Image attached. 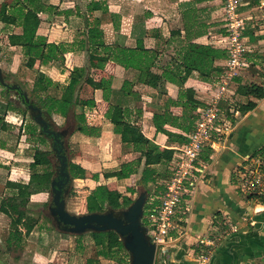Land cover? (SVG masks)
Returning a JSON list of instances; mask_svg holds the SVG:
<instances>
[{"label":"crops","instance_id":"1","mask_svg":"<svg viewBox=\"0 0 264 264\" xmlns=\"http://www.w3.org/2000/svg\"><path fill=\"white\" fill-rule=\"evenodd\" d=\"M243 1L241 11L247 19L246 34L250 47V51L246 54L248 66L244 73L258 76L262 84L264 83V0ZM3 3L14 6V0H0V6ZM45 3L49 8L40 13L41 23L36 41L64 43L69 49L65 54L66 61L63 67L40 65V71L51 78L43 85L51 87L54 83L67 85L71 78L76 76L74 75L76 68H90V72L88 71L83 79L85 81L82 80L74 111L76 115L80 114L78 112L85 113L87 123L101 128V134L89 136L74 128L70 136L71 142L81 140L92 143V148L85 146L88 147L89 152L94 151V159L98 158L108 171L140 157V152L134 151L132 145L121 141V136L114 132L113 123L106 117L110 104L119 99L115 96V91L121 89L125 80H130L134 85L132 90L135 94L134 98L129 96L127 100H129L133 124L138 125L143 134L155 143V153H161L165 149H171L175 153L176 149L187 141L189 132L175 124H165L163 130L158 131L154 123V115L167 111L181 122L184 113L187 116L197 115L198 110L216 94L214 87L216 85L217 89L219 87V76L210 75L216 80L205 81L198 70L179 69V67L185 48L192 43L211 46L216 50L224 49L221 42L225 34L222 0H45ZM94 26L95 28H92ZM5 29L9 30L7 36L4 34ZM91 29L98 32H92ZM22 31V25L0 21L1 59L12 57L9 50H17L18 46L11 45L9 37L11 34H21ZM89 35L102 38L107 45L149 50L151 52L149 74L157 84L140 81L139 69H126L112 60H91L90 44L86 43ZM98 52L101 53L103 50L99 48ZM20 56L21 54L17 52L14 59ZM197 61L203 64L205 59L199 56ZM37 62L40 64L39 61ZM211 63H213L212 67L224 68L226 62L223 58H215ZM88 77L100 86L88 83L86 81ZM243 81L241 73L234 82V88L228 91L239 99L242 97L247 101V97L237 93V87ZM51 92L56 93L53 89L49 90V94ZM223 99L226 101L220 103L222 132L215 133L211 142L204 148L201 161L205 164V172L199 177L193 194L188 196L179 208L176 216L177 231L173 233V239L167 243L166 250L158 251L155 264H200L198 257L202 247L197 244L201 238L208 237L213 228L218 226L216 221L224 227L237 223L239 231L218 246L212 264H260V261L264 260V204L259 202V198H248L241 192L239 178L243 167L257 161L264 152L262 150L264 149V98L255 99L257 106L246 113L240 112L241 104L238 107H231L229 103L227 105L228 98ZM124 148L127 150L123 151ZM14 149L10 150L14 151ZM104 156L110 160L104 161ZM32 160H25L28 166H24L26 163H16L12 167L20 171L21 178L23 173L25 176L24 169L32 176L29 168ZM74 162L86 167L81 160ZM168 165L164 167L158 164L153 167L157 172L167 168L169 173ZM144 166L143 161L140 171ZM10 168L3 166L0 172L8 171ZM105 169L104 172L107 171ZM88 172L86 170V175ZM114 178L100 177L98 181L90 179L91 183L88 186L94 189L97 184H110ZM9 179L2 183L7 184ZM85 179L90 182L88 178L74 181L84 182ZM125 179L117 180L121 185ZM161 179L162 182L166 180ZM29 183L19 187L6 186L0 192V201L7 192L12 189H26ZM37 194L31 196L32 205L35 204L34 198ZM10 225L11 218L0 211V264H10L11 253L14 254L13 258L17 257L16 250L11 245L13 238L10 240V236L13 235L9 231ZM40 234H45L44 230ZM57 240L59 241L52 235L51 238L46 237L42 243L40 236L41 245L55 244L49 247L50 250L41 247L40 252L37 253L39 256L37 264H56L57 260L53 254L60 251L57 248ZM61 240L62 244L67 242L65 237ZM83 248L84 245L78 243L75 251L71 249L69 256L67 253L66 264H84L81 261L82 258H86ZM59 253L61 256L62 253ZM63 254L66 255L65 252ZM87 260L85 259V264ZM106 260L100 258V264H106Z\"/></svg>","mask_w":264,"mask_h":264},{"label":"trees","instance_id":"2","mask_svg":"<svg viewBox=\"0 0 264 264\" xmlns=\"http://www.w3.org/2000/svg\"><path fill=\"white\" fill-rule=\"evenodd\" d=\"M47 8L49 7L45 3V0H17L14 6H9L7 3H3L0 6V21L3 23L16 24L19 19L18 15L22 16L21 25L23 31L21 34L10 35V42L12 45H21L25 48L28 58L26 65L31 69L35 66L37 61L40 62V65L44 66L56 65L58 67H63L65 65V54L68 52L69 46L64 43L56 44L47 41H36L38 28L41 23L40 13ZM92 28H95V26ZM87 42L90 44L89 50H91V53L89 56L91 60H112L124 66L126 69H139L141 71V75L139 76L140 81L146 82L147 84H157L150 78L151 74H149L151 72V66L149 65L151 59L149 55L151 52L149 50L107 45L102 38L90 35L86 40V43ZM91 47H94V49H91ZM99 48H101L103 52H98ZM199 56L204 57L205 62L203 64L197 61ZM215 58H227V51L225 49L216 50L211 46L192 43L185 48L179 69L190 68L198 70L203 80L210 82L215 81L216 79H212L210 75L219 76L224 70L223 67H212L213 63H211V60L213 61ZM80 70L79 68L74 70V73H76L74 75L76 76H73L67 85L54 83L52 87L43 85L47 79L44 72L39 71L37 73L36 83L39 82L42 84V90L44 89L42 92H45V94L53 100L51 107L47 111L44 110L50 116H52L51 110L65 117L71 114L76 115L74 108L77 105V98L83 80L81 79L83 75L80 74ZM86 81L92 85L100 86L99 83L93 82L90 78H86ZM133 88L134 85L130 80L124 81L121 89L115 91V96L119 99L110 104L106 112V117L113 123L114 132L121 136V141L125 144L132 145L134 151L140 152L141 155L133 161L123 163L115 170L105 171L104 175L106 178L115 177L121 180L133 174H137L140 172L143 161L145 167H152L158 164H162L164 167H167L169 164L168 167H170V162L174 155L171 149H165L161 153H155V143L143 134L142 129L138 125L133 124L131 120V110L129 109V100H127L129 96L134 98L135 93L132 90ZM50 89L59 93L50 96ZM6 90L10 91L8 87H6ZM237 93L247 97V101L241 103L239 107L240 112L246 113L257 106V101L255 99L259 100L264 98V83H240L237 87ZM18 110L19 108L11 98L7 97L6 100L0 99V126L3 125L5 117L9 112L18 113ZM76 117L77 123L75 124V130L89 136H99L101 134V128L91 126L87 123L85 113H80L78 116H75V118ZM197 118L198 114L195 116H187V114L184 113L182 121L179 122L178 118H173L165 111L164 113H155L154 123L158 131H162L165 124H175L184 131L190 133L195 127ZM30 133L31 135H36V130L31 129ZM39 134L42 137V141L46 140L41 133ZM6 146L7 143L0 140V148H8ZM51 153L52 150L48 151L41 147L36 150L33 154V160L29 165L32 176H45L54 173L53 164L49 158ZM263 155L264 153L260 154V156ZM69 170L73 180L72 183L75 179H83L86 177V169L79 163L70 160ZM171 174L172 172L170 169L168 173L166 168L164 171L157 172V177L161 176V178L168 180ZM94 177L97 179L98 175H94ZM165 184L164 182L161 185V189H157L160 196L165 190ZM39 187V182H30L26 189H12L1 199L0 211L11 218L9 231L13 236H10V240H12L15 235L22 233V228L25 229L28 236L43 228L40 218L35 216V209L30 206L31 196L39 192ZM148 193L150 194L149 190ZM260 200L264 202V197ZM132 201V198L128 195H124L121 199L111 200L109 188L105 184H100L88 194L86 198V207L88 212H101L107 208L119 209L126 207ZM46 204L47 202L45 205ZM36 213L42 215L43 211ZM63 234L66 235V233ZM91 235L96 246V252L95 258H89L87 264H100V258L102 257L112 258L111 252L115 250L113 246L117 242L121 243L120 248L125 249L119 235L115 231L91 232Z\"/></svg>","mask_w":264,"mask_h":264},{"label":"rangeland","instance_id":"3","mask_svg":"<svg viewBox=\"0 0 264 264\" xmlns=\"http://www.w3.org/2000/svg\"><path fill=\"white\" fill-rule=\"evenodd\" d=\"M16 3L17 0H14V5ZM21 17L22 16L18 15L19 19L17 21V25L19 26H21ZM91 30L92 32H96V33L98 32L97 30L95 31L93 29ZM8 32L9 30L6 29L4 30V34L6 36L8 35ZM17 46H18L17 50H9V54L11 53L12 55L11 58L8 59L7 57H5L4 60L3 59L0 60V67L2 68V71L5 74L6 82L10 85H12L13 83L18 84L23 89V91H25L29 95V97L36 102L37 105H39L43 110L46 109L47 111L51 107L49 105L53 104V100L45 93H42V84H40L39 82L36 83V75L41 69L40 64L37 62V64H35V66L32 69L29 68L26 65L28 58L26 56L25 48L21 45L20 46L17 45ZM17 52L21 54V56L20 58L14 59V55ZM96 64L97 63H95L94 65L96 66ZM246 68L247 67L241 70L244 80L243 83L255 82L260 84L261 80L258 78V76H254L253 74L250 73H244ZM79 69H81L80 74L83 75L81 79L85 78V75L88 73V71L90 72L89 67H81ZM220 76L221 74L219 75L218 79H220ZM50 80L51 78L47 77L46 81L48 82ZM235 80L231 84V89H229V91L232 90V88H234L233 85ZM216 86L214 87V90L217 91ZM9 90L10 91L6 90V87L0 84V99L6 100L7 97L11 99H18L16 93L11 89ZM229 91L228 93L226 92L227 94H225L224 96L225 99L228 98L227 105L229 103L231 107L232 106L238 107L241 104L240 102L244 101V98L241 97L239 99L238 96H235L232 93L230 94ZM49 95L54 96L57 94L55 92L54 93L51 92ZM222 101H226V100L223 99ZM17 107L19 108L18 111L20 113L9 112L8 115H6L5 117L3 125L0 126V140L5 141L7 143L6 147L9 148V149L0 148V168H2L3 166L9 168L11 167L10 170L8 171L2 170L0 172V174L2 175L0 176V179H3L0 180V192L6 186L19 187L21 185L23 186L27 185V183H29L30 181L39 182L40 184L39 192L34 198L35 204L32 205L31 203L30 206L35 209V216L40 218L41 225L43 226V228H41L40 231L38 232L35 231L34 233L30 234L29 235L30 237L26 234L25 229L22 228V233H19L14 236L11 245L16 250L17 257L13 258L12 256H14V254L12 255L11 253V255L9 256L11 261L10 264L39 263V256H37V253L40 252L39 250H41V247L50 250L49 247H52L55 244V243H53V245L46 244L45 246L41 245L46 239V237L51 238L52 235L53 237L59 239V241L57 240L58 242L57 248L60 249V251H58V253L55 252L53 254L55 255V260H57V262H55L56 264H66L68 258L67 253L69 256L70 254L69 252H71V249L75 251L77 249L78 243L84 245L83 252L85 253L84 255L86 258H82L81 261L84 262L85 264L86 262L85 259H89L88 257L91 256V258H95L96 246L93 237L91 235V232L82 235H72L57 229L51 221L52 215L48 209V206L47 204L45 205V203L49 201L51 181L53 179L54 174H47L45 176L44 175L30 176L29 172L26 169H24L25 176L23 173V178H21L19 174L20 171L12 167L15 166L14 164L16 163H23V164L26 163L24 166H28L26 161L33 159V154L36 152L37 149H39V147H41L42 149H47L48 151L51 150V146L49 145L47 139L42 141V137L39 134L40 133L39 127L37 124L34 123L33 119L29 115V112L23 106L17 105ZM223 112H225V109ZM51 114H52L51 118L53 120V123L56 125V127L60 129L69 128L70 130L76 127L75 124L77 123L76 120L77 117L75 118V116H78V114L77 115L71 114L68 117H65L60 113H56L54 110H51ZM31 129L36 130V135H31L30 133ZM70 136L71 135L67 137L68 155L70 160L71 161L81 160L84 163V165H86L85 169L90 172V173L88 172L87 173L88 176L86 175L85 177L88 178L90 182L88 183L86 179L84 182L74 181L73 183H71L72 187L70 189V193L68 196V204H67L68 210L73 213L82 214L88 212L86 207V198L88 194L93 190L90 189L91 186H88L91 183L90 179H94L98 181L100 177L106 178L104 175L105 168L102 166V162H100L98 158L94 159L95 157L93 154L94 151L89 152L87 146H90L92 148L93 146L92 143L81 140H78L76 142H71ZM12 148H15L14 151L10 150ZM125 150L127 149L124 148L123 151ZM103 160L109 161L110 159L105 157L103 158ZM93 172L95 173L98 172V173L92 174ZM94 175H98V178L96 179ZM7 178H10L8 183L7 184L6 182L2 183L6 181ZM163 183L164 182H162L161 176L157 177V170L155 169V167L144 166V168L139 173L131 175L130 177L126 178L123 182H121V185L123 184V186L120 185V182H118L116 178H114V180H112L110 184H105V185L109 188L111 192V200L121 199L124 195H128V194H131L130 197L132 198V200H134L141 191L148 189L150 191L149 195L150 196L152 195V199L148 195L149 199L147 200L145 206V213L143 217V221L146 222L145 216L150 215L149 209L152 206L151 202L155 203L159 201L157 199L159 198L160 194L158 193L157 189H160ZM39 211L40 212L43 211V214L39 215L36 213ZM42 230H44L45 232V234L43 235L40 234ZM63 233H66V235ZM40 236H42V243L39 242ZM63 237L67 239V242H65V244H62L61 238ZM120 245L121 243L117 242L113 246L114 247L113 249L115 250L111 252L112 258L105 257L108 260V261L106 260L105 262L106 264H130L128 252L125 249L120 248ZM51 249L53 250L54 248ZM59 252L62 253L61 256ZM63 252H65L66 255H64ZM51 253L53 252L51 251ZM33 259L35 260L34 262ZM260 264H264V260H261Z\"/></svg>","mask_w":264,"mask_h":264},{"label":"built area","instance_id":"4","mask_svg":"<svg viewBox=\"0 0 264 264\" xmlns=\"http://www.w3.org/2000/svg\"><path fill=\"white\" fill-rule=\"evenodd\" d=\"M222 2L225 34L221 42L227 51V58L219 79V87L210 101L198 110L194 129L187 135V141L176 149L170 162L172 174L168 180H165V190L159 196L158 202H151L150 215L145 216L147 233L158 248L167 247L169 240L173 239V233L177 231V212L187 197L193 194L199 177L205 172V164L201 161L204 148L211 142L215 133L222 132L220 103L233 81L241 75V70L248 66L246 54L250 51V47L246 34L247 19L241 11L244 1L222 0ZM239 178L240 189L245 196L263 198L264 155L262 158L258 157L251 165L244 166ZM150 198L152 199V196ZM236 226L233 225L235 229L233 232L238 230ZM221 241L217 240V236L210 235L200 239L199 245L202 246L198 258L200 264H210L214 248Z\"/></svg>","mask_w":264,"mask_h":264},{"label":"water","instance_id":"5","mask_svg":"<svg viewBox=\"0 0 264 264\" xmlns=\"http://www.w3.org/2000/svg\"><path fill=\"white\" fill-rule=\"evenodd\" d=\"M0 83L11 89H20L16 83L10 85L6 82L5 74L0 67ZM22 100L28 103V108L34 121L40 125L43 133L54 138V150L62 151L64 148V141L61 137L71 135L74 128L70 130L65 128L60 132L55 130H48V122L44 119L42 109L34 105L33 100L29 95L22 91L20 92ZM59 145V147H58ZM62 158L60 170L54 175L51 181V189L48 205H50L51 215H55L61 226L57 229L72 234L82 235L88 232H107L115 231L122 242L125 250L129 254L130 264H155L158 251L166 250V246L158 248L157 244L152 241L147 233V228L143 222L145 213V206L148 200V190H143L139 195L126 207L114 209L107 208L104 211L87 212L82 214L73 213L68 210V196L71 189L72 176L68 169L69 158L65 155ZM237 226L238 224L235 223ZM253 225L255 223L253 222ZM227 235L219 244L224 243L229 238L231 239L234 233ZM218 246L212 253L210 264L213 259Z\"/></svg>","mask_w":264,"mask_h":264},{"label":"flooded vegetation","instance_id":"6","mask_svg":"<svg viewBox=\"0 0 264 264\" xmlns=\"http://www.w3.org/2000/svg\"><path fill=\"white\" fill-rule=\"evenodd\" d=\"M14 84V83H13ZM5 86V85H4ZM6 87V86H5ZM8 89H11V88H8ZM12 91H14L15 93H16V95L18 96V99H12L17 105H19V106H23V107H25V109H27L28 110V112H29V115L31 116V118L33 119V117H32V115H31V111H30V109L28 108V103L27 102H24L23 100H22V96L20 95V92H22L23 91V89L20 87V89L19 90H17V89H11ZM31 101H32V99H31ZM33 103H34V105H36V106H38L39 108H41L39 105H37L36 104V102L33 100ZM42 109V108H41ZM42 112H43V116H44V119L48 122V126H47V128H48V130H55V131H57V132H60V131H62L63 129H60V128H58V127H56V125L53 123V120H52V118H51V116L46 112V111H44L43 109H42ZM33 121H34V119H33ZM34 123L35 124H37L35 121H34ZM38 125V127H39V131H40V133L42 134V136L43 137H45L46 139H47V141H48V143H49V145L51 146V150H52V155L50 154L49 155V158L51 159V161H52V164H53V170H54V175L57 173V171H59L60 170V166H61V161H62V158L60 157L61 155H62V153H63V155H65L66 157H68L69 158V155H68V147H67V140H66V136H62L61 137V140H62V142L64 141V143H63V145H64V148H63V150L62 151H55L54 150V138L52 137V136H50V135H48V133H43L42 132V130H41V127H40V125L39 124H37ZM58 147H59V145H58ZM264 153V152H263ZM56 159V160H55ZM69 162H70V158H69ZM68 169H69V167H68ZM70 171V170H69ZM55 176H53V178H54ZM148 199H149V197H148ZM259 202L260 203H262V204H264V202L262 201V200H259ZM47 206H48V209H49V211H50V205H48V201H47ZM51 212V211H50ZM144 217V216H143ZM51 221H52V223L55 225V227L57 228V227H59V226H61V224L58 222V220H57V218H56V216L54 215H52V217H51ZM144 222V221H143ZM216 224L218 225V226H216V227H214L213 229V231L209 234L210 236H217V240L219 239L220 241L221 240H223L224 239V237L227 235V234H230V233H232L235 229L233 228V225L232 224H228V226H226V227H224L223 226V224H219V221H216ZM237 227V226H236ZM223 228H226V229H224L223 230ZM238 228V227H237ZM222 232H221V231ZM198 246H200V247H202L201 245H199V243L197 244ZM200 254V253H199ZM200 256V255H199ZM199 258V257H198Z\"/></svg>","mask_w":264,"mask_h":264}]
</instances>
